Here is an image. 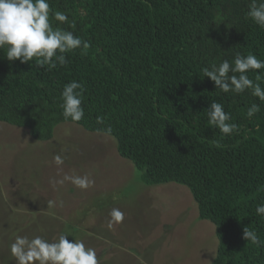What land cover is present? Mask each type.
<instances>
[{
  "label": "trees",
  "instance_id": "16d2710c",
  "mask_svg": "<svg viewBox=\"0 0 264 264\" xmlns=\"http://www.w3.org/2000/svg\"><path fill=\"white\" fill-rule=\"evenodd\" d=\"M48 3L68 17L60 23L50 16L53 27L90 48L67 53V62L52 70L8 61L0 50V122L27 129L35 141L51 140L62 123L100 134L110 126L119 156L145 185L189 189L199 218L215 225L219 246L211 264H264V247L243 239L248 226L264 240V216L256 213L264 203V102L250 90L222 93L202 72L225 59L231 64L237 53L264 60V29L246 17L251 0ZM248 75L255 79V71ZM71 81L84 85L80 122L65 120L60 107ZM214 101L238 132L222 137L209 125ZM253 103L260 112L248 119Z\"/></svg>",
  "mask_w": 264,
  "mask_h": 264
},
{
  "label": "rangeland",
  "instance_id": "374dc122",
  "mask_svg": "<svg viewBox=\"0 0 264 264\" xmlns=\"http://www.w3.org/2000/svg\"><path fill=\"white\" fill-rule=\"evenodd\" d=\"M57 154L65 158L59 168ZM65 174L88 175L95 184L81 190L50 183ZM113 208L123 222L113 221ZM61 233L94 248L100 264H211L219 246L189 189L145 185L113 137L62 123L51 140L35 141L27 129L0 122V264H16V236L53 242Z\"/></svg>",
  "mask_w": 264,
  "mask_h": 264
},
{
  "label": "clouds",
  "instance_id": "9594fccd",
  "mask_svg": "<svg viewBox=\"0 0 264 264\" xmlns=\"http://www.w3.org/2000/svg\"><path fill=\"white\" fill-rule=\"evenodd\" d=\"M50 16L57 22H68L63 12H52L48 0H0V50L5 51V58L8 61L18 60L21 64L32 62L37 68L47 66L48 70H52L58 64L67 62V53L90 48L87 41L75 36L72 31L59 26L54 28ZM246 17L264 29V0H251ZM71 26H75L74 22ZM250 70L255 71L254 80L249 78ZM260 70H264V60L251 53L246 56L237 53L231 64L225 59L219 65L213 63L210 68H203L202 72L222 93L242 94L250 90L252 96L264 102V87L260 83L264 80V73ZM230 72L233 75H229ZM83 93L84 85L78 81H71L63 87L60 107L65 120L80 122L84 118V108L81 106ZM259 112V105L253 103L247 109L246 117L251 119ZM207 116L209 125L219 129L222 137H229L239 131V125L230 123L232 117L225 112L220 102L214 101L209 105ZM97 123L103 125L104 117H97ZM111 132L110 126L103 129L104 135H111ZM53 161L59 168L65 158L57 154ZM65 182L81 190H87L95 184L88 175L65 174L62 179L50 181L53 186ZM49 205L56 206V202L49 201ZM59 206H63V201L59 202ZM256 213L264 216V203L257 205ZM110 216L114 222L124 220V213L119 208H113ZM68 237L61 233L50 242L42 236L30 239L18 235L10 245V254L16 264H100L94 248L86 247L82 240L72 239L70 242ZM243 239L257 248L264 247V240L248 226L243 229Z\"/></svg>",
  "mask_w": 264,
  "mask_h": 264
}]
</instances>
